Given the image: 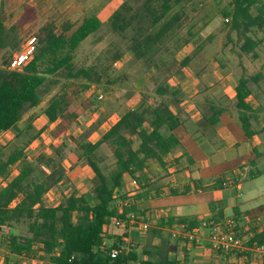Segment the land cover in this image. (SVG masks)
Returning <instances> with one entry per match:
<instances>
[{"label": "trees", "instance_id": "1", "mask_svg": "<svg viewBox=\"0 0 264 264\" xmlns=\"http://www.w3.org/2000/svg\"><path fill=\"white\" fill-rule=\"evenodd\" d=\"M139 1L135 9L128 2L123 3L110 19L112 29L127 40L128 50L137 60L153 58L167 39L185 28L198 14L196 0ZM221 15L224 21L228 20L227 38L230 33L235 34L238 54L257 59L262 43L257 33L264 29V0H228ZM60 17L50 16L47 11L40 13L31 1H24L16 12L8 15L0 11V134L14 131L17 137L23 135L18 124L27 112L40 105L41 89L48 77L62 74L67 80H83L88 84L103 81V73L96 64L80 68L74 65L80 45L100 30V19L90 16L78 24L69 19L58 23ZM30 38L36 41L33 54L20 70H8L12 57ZM190 61V57L183 59L180 68ZM261 77L259 73L252 77L241 76L234 89L238 120L247 138L252 136V108L247 101L251 96L249 86L257 85ZM153 82L159 101L128 108L96 143L88 142L86 137L102 121L96 122L79 141L77 151L81 152L80 156L93 174L90 194L95 198L94 204L78 191L64 193L71 184L60 164L64 160L60 150L55 152L57 160L43 156L37 159L45 176L39 181L32 179L35 168L24 155V148L15 147L7 155L0 153V177L4 179L0 189V228L13 230L22 224L26 226L25 235L7 237L8 250L16 264H24L22 259L44 260L46 264H182L169 258L168 239L160 236V244L146 245L138 252L137 246L126 244L127 234L117 231L132 219L131 215L138 208L131 194L119 195L125 189V178L138 183L136 175L144 170L147 161L155 160L164 166L163 158L180 147L174 131L181 122L171 110L172 101L163 98L168 85ZM86 88L68 83L48 101L43 112L49 124H55L51 132L53 140L61 139L91 108L89 100L79 97ZM219 114L213 110L212 120L217 122ZM102 145L110 150L114 159L108 171L100 167L97 158ZM258 175L250 172L249 177ZM54 187L62 190L61 201L56 207H48L44 197ZM116 201H120L117 207L114 206ZM216 206L211 204L210 210H216ZM231 219L237 223L236 211ZM222 221L220 209L205 224L212 228L222 226ZM174 223L184 226L185 230L200 225L187 218H179L176 222L168 220L163 225L171 227ZM109 240L112 242L107 245ZM256 246H264V229H254L252 238L245 243V248ZM113 250L117 251L115 257H111Z\"/></svg>", "mask_w": 264, "mask_h": 264}, {"label": "crops", "instance_id": "2", "mask_svg": "<svg viewBox=\"0 0 264 264\" xmlns=\"http://www.w3.org/2000/svg\"><path fill=\"white\" fill-rule=\"evenodd\" d=\"M238 52L236 58L231 59L234 66L228 73L185 74L183 97L171 104V110L181 122L174 131L180 147L163 158L164 166L149 160L144 170L137 173L139 185L131 193L137 212L131 215L127 224L117 229L127 234L126 244L137 246L138 252L146 245L160 244L163 237L170 242L169 258L182 264H264V246L246 247L236 255L216 253L210 241L213 228L205 224L221 209L222 222L237 212L236 228L246 243L252 238L254 229H264V68L261 65L253 75H262L258 84L249 86L251 96L247 101L252 108V136L247 138L238 120L234 89L245 75L244 61L253 64L259 56L252 59ZM188 68L189 64L181 71ZM213 110L220 113L217 122L211 118ZM120 117L101 124V136ZM106 125L108 127L104 129ZM250 172L259 175L250 178ZM229 181L232 184L227 185ZM127 182L128 177L125 178V189L119 195L129 194ZM56 190L60 199L53 207L61 201L62 190ZM78 193L88 198V194ZM116 203L114 206L117 207L119 203ZM213 203L217 204V209L211 211ZM179 218L195 220L200 225L190 230L176 223L171 227L163 225ZM176 228L193 232L189 237L183 233L177 240H172L171 231ZM10 230L2 227L0 236H9Z\"/></svg>", "mask_w": 264, "mask_h": 264}, {"label": "rangeland", "instance_id": "3", "mask_svg": "<svg viewBox=\"0 0 264 264\" xmlns=\"http://www.w3.org/2000/svg\"><path fill=\"white\" fill-rule=\"evenodd\" d=\"M24 1H31L38 7L40 13L47 11L48 15L53 17L64 15L58 19V23L63 19H69L74 24H78L90 16L100 19L102 23L100 30L80 45L74 57V65L80 68L96 64L103 73V81L100 84H88L83 80H67L62 74L48 77L41 89L40 105L35 110L27 112L18 124L19 129H23V135L17 137L14 131L0 134V153L7 155L15 147L24 148V155L35 168L32 179L39 181L45 176L38 166L37 159L40 156L55 158V152L60 150L64 160L58 162L71 184L65 190L84 192L88 194L90 202H95L94 197L90 195L93 174L77 148L80 139H83L96 122L102 121L103 125L107 119L115 120L128 108L159 101L153 81L168 85L164 96L167 101L179 100L183 97L186 87L183 83L185 74L194 73L199 76L200 73L212 74L215 71L228 73L234 66L231 64V59L237 56L235 34L230 33L227 38L229 29L221 15L228 0H196L195 8L198 9V14L193 17L192 22L167 39L159 52L146 61L135 59L128 50L127 40L114 32L110 22L112 13L123 3L128 2L135 9L139 6V0H3L0 1V11L3 10L6 15L12 11L16 12ZM257 37L262 40L257 50L259 59L253 64L244 61L246 69L243 70L246 77L253 76L261 65L264 68V29L257 33ZM199 47L200 50H197ZM186 57L191 58L189 68L181 71L180 62ZM178 82L183 83V86ZM68 83L88 87L82 90L79 97L89 100L91 108L85 112L78 124L73 125L61 139L55 141L51 137L55 124H49L43 110L51 97ZM262 83L264 87V82ZM250 86L254 85L250 84ZM99 95H102L103 99H99ZM28 125L31 126L30 129ZM100 126L86 137L88 142L95 143L99 139L102 133L99 131ZM107 127L108 125L104 129ZM136 145L137 143L134 147ZM97 158L100 159V167L107 171L114 165L112 154L105 145L98 149ZM131 180L128 178L127 182L129 194L133 190ZM59 199L60 195L56 187L44 197L48 207L55 206ZM118 203L120 204L119 201L116 204ZM9 233V236L25 235L26 226L22 224L16 229H11ZM7 237L0 236V264H16L13 260L14 256L9 253ZM5 258H7L6 263ZM42 262L44 260L22 259L24 264Z\"/></svg>", "mask_w": 264, "mask_h": 264}, {"label": "built area", "instance_id": "4", "mask_svg": "<svg viewBox=\"0 0 264 264\" xmlns=\"http://www.w3.org/2000/svg\"><path fill=\"white\" fill-rule=\"evenodd\" d=\"M225 22H228L226 19ZM35 38H30L25 47L18 53H16L10 63L8 70L10 71H18L20 70L27 62L29 57L33 54L35 50ZM99 99H103L102 95H99ZM4 179L0 177V189L3 186ZM232 184V182H228L227 185ZM131 185L134 189L138 188V183L136 180H131ZM123 205H126V203H123ZM2 228V227H1ZM0 228V229H1ZM144 228L146 229V226L144 225ZM213 231L211 234V243L214 248V250L220 251L221 253L230 254V255H236L240 251H243L245 249V243L246 241L244 238L240 235V233L237 231L236 224L233 219H226L222 223V226H213ZM192 231L184 232L181 230V228H176L171 231L170 238L172 240H177L178 237L181 234H185V236H190L192 234ZM117 255V251L113 250L111 251V257H115ZM41 264H46L42 262Z\"/></svg>", "mask_w": 264, "mask_h": 264}]
</instances>
